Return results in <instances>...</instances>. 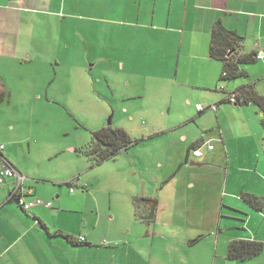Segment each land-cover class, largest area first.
Listing matches in <instances>:
<instances>
[{"label": "crops", "instance_id": "1", "mask_svg": "<svg viewBox=\"0 0 264 264\" xmlns=\"http://www.w3.org/2000/svg\"><path fill=\"white\" fill-rule=\"evenodd\" d=\"M21 1L35 3L36 9L33 10H41L50 8L52 0ZM92 1L94 3L87 4L85 12L99 11L104 16H88L89 20L103 23L99 27L98 51H93L87 57L88 61L92 60L88 70L91 71L100 62L111 67L104 68L108 88L97 91V94L100 102L114 109V113L120 112L113 127L124 129L135 140L147 141L167 136L169 150L173 147L175 152L166 168L165 162L158 158L160 153L154 151L150 152L151 157L147 154V161L137 159L141 149L130 151L135 145L125 152L126 158L116 160L119 168L117 175L121 176L124 191L113 194L117 196L121 193L119 199L128 208V221H133V216L142 224L134 242L138 243L144 226H147L145 235L150 238L147 239V256L138 249L139 245L135 244L129 250L128 242L123 244L116 238L115 245L120 246H113L114 252L125 254L121 255V264H129L130 258L131 264H156V236L165 240L166 233L176 237L179 231L186 235L187 241H190L187 248L194 247L192 252L195 255L194 261H190L185 258L188 257L185 251L179 262L171 256L177 264H264V247L260 253L247 259L227 258L228 245L233 240L264 243V146L263 150L250 147L243 153L239 149L237 154L236 151L231 152L226 138V130L231 123L241 118L257 135L260 113L255 105L254 109L245 106H250V103L238 105L225 102L228 94L243 85H252L257 93L264 95V91L257 88L258 82L264 78V60L242 66L246 74L224 79V63L212 58L209 51L213 26L220 22L242 38L240 54L258 50L264 52V0ZM25 55L19 57L18 61H26ZM84 69L87 70L86 67ZM0 78V90L3 91L5 74H0ZM52 81L54 84L55 79ZM91 85L92 79H89L90 88ZM197 105L205 106L199 110ZM187 106L197 113L190 114L185 109ZM155 107L161 109L157 113L163 119L170 113L171 107H181L182 110L171 119L166 117L164 121L158 118L141 127L139 116H149ZM224 112L229 116L228 121L222 117ZM199 118L206 124L205 128L199 126L198 129L202 132L203 129L212 130L216 134L217 146L209 143L214 138L205 141L199 136L190 137L183 131ZM18 125V122L11 124L6 132L0 134L4 144L3 153L26 176L24 186L31 191L28 198L50 201L52 206L35 205L31 207L32 213L31 209L25 212L14 200H10L13 181L0 178V264H79L78 261L55 257L57 243H62L66 249L71 246L80 254L87 250L88 254H95L98 261L94 264H105L103 257L109 251L102 248L108 243H101L102 239L110 240L107 233L112 231L107 230L102 213L98 212L96 220L89 227L85 226L84 234L79 231L78 236H72L73 232L61 226L58 219L73 215L81 217L84 223V211L81 210L84 195L94 200L95 204H103L107 199H102L101 195L113 191L116 183L106 180V176L95 169L102 162L92 164L85 155L76 153L77 147L67 142L45 145V159L54 161V168H43V159H39L37 165H32L29 156L24 163L18 158L17 149L25 139L34 136L31 134L30 137L17 139L19 142L15 140ZM35 139L36 146H39L40 140ZM230 141L233 143L232 139ZM207 144L212 145V149H208ZM199 145H204L203 149L208 152L204 154L203 151L201 157H195L190 149ZM28 150L31 151V145ZM190 161L200 163L205 168L209 188L212 180L219 179L223 190L212 193L208 187L204 188L201 179L204 176L201 175L189 180L187 176L178 179L183 171L192 170L189 168L194 165H190ZM68 181H72L68 186L69 192L74 195L66 201L59 193L60 185ZM251 197H256L257 206L247 200ZM172 204H179L178 217H175ZM106 205H110V202L107 201ZM41 208L49 213V220L43 218ZM93 209L92 213H97L98 210ZM38 224L46 233L37 227ZM116 230H120L119 225ZM171 246L172 250L178 249L177 244ZM26 252H30V257ZM8 257L11 261L6 260ZM163 261L170 263V256V262ZM160 262L157 260V264Z\"/></svg>", "mask_w": 264, "mask_h": 264}, {"label": "rangeland", "instance_id": "2", "mask_svg": "<svg viewBox=\"0 0 264 264\" xmlns=\"http://www.w3.org/2000/svg\"><path fill=\"white\" fill-rule=\"evenodd\" d=\"M93 3L94 1L92 0H52L50 8L33 10V8L36 9L35 3L21 0H0V74H5L6 76L4 83L6 97L4 101L0 102V134L4 131L6 132V129L10 128L11 124L18 122L19 125L16 126L17 129L15 130V140L30 137L31 134L40 140V145L36 146L34 137L28 140L25 139L20 149H17V156L24 163H26V158L29 156V163L32 165H37L38 160L43 159V168H54V161H46L45 159L46 144L67 142L77 147L76 153H79L80 148H85L92 141L93 131L107 125L113 126V123L118 120L120 112L114 113V109L100 102L97 94V91L108 88V82L104 78V68L111 67H107L104 62H100V64L93 66L91 71L88 70V65L92 60L88 61L87 57L91 56L93 51H98L99 27L103 25L100 20H89L88 16H104V13L99 11L85 12L87 4L91 5ZM24 54L27 55V57H25L26 55L24 56L26 61H18V58ZM111 78L109 82H111ZM53 79H55L54 84ZM89 79H92L91 88L89 87ZM93 80L95 82L94 88ZM113 82L115 83L116 80H113ZM257 88L264 91V78L258 82ZM253 105V103H250V106H245L249 107V109H254ZM158 109L160 108H153L152 113L147 117L139 116L138 122L140 126H144L145 123H152L151 120L163 119L157 113ZM185 109L190 114L197 113L189 106ZM180 110H182L181 107H171L170 113L165 116L171 119L174 116H178ZM183 112L186 111L184 110ZM186 113L189 114L188 112ZM166 117L163 119L164 121H166ZM222 117H225L228 121L229 116L226 115V112L222 114ZM260 118L259 114V126L256 129L257 135L253 134L252 129L241 118L236 119L235 123H231L230 128L226 130V138L228 137L229 140L228 147L231 152L236 151L235 153L237 154V149H239L243 153L250 147L263 150L264 126L261 124ZM246 122L248 123V121ZM205 124V122H202V118H199L196 123L189 124L183 131L190 137L199 136V139L205 141L214 138L209 143L217 146L216 134L212 130L203 129L202 132L198 129L199 126L205 128ZM168 139L167 136H160L147 141L139 139L138 143L135 146L133 145L134 148L130 151L137 152L141 149L140 157L137 159H143V161H147L148 157L152 156L150 154L152 151L160 153L158 158L165 162L164 168H166L173 156H175L173 147L169 150ZM231 139L233 143H231ZM30 145L31 151L29 152ZM177 145L180 144L178 143ZM171 146H173V141ZM126 151L121 150L112 158H108L95 166L97 171L106 176V180H113V183H116L112 188L113 191L101 195L102 199H107L110 202V205H106L107 201L103 204H95L94 200L84 195L85 201H83V209H81L84 211V223L81 217H73V215L58 219L61 226H65L69 231L73 232L72 236H78L80 233L84 234L85 226L89 227V224L96 220L98 212L102 213V220L107 224V230L113 233H107L110 240L102 239L101 244L106 245L108 243L102 249L109 251L106 257H103L105 264L122 263L121 255L123 254L124 256L125 254L114 252L115 247L113 246H116V238H119L123 244L128 242L129 250H131V246L139 245L138 249H141L143 255L147 256L146 246L149 245L148 240L150 239L145 235L147 226L141 229V234L137 239L138 243H135L136 232H138L139 227H142V224L133 216H131L133 221H128L126 217L128 208L119 199L121 198V193H118L117 196L115 193L113 194L115 191H124L120 180L121 176L117 175L119 168L116 160L122 159V157L126 158ZM203 151L204 154L208 152L205 148ZM189 169L192 170L183 171L179 174V177L177 176L178 179L187 176L188 178H186L189 180L191 177L201 175L204 176L201 177L204 181L203 187H208L207 178L209 177L204 175L205 168L194 166ZM67 171L69 172L70 170ZM189 171L192 172L190 173ZM193 172H196V174ZM218 180L214 182L212 180L211 188L208 187L212 193L217 192V190H223L222 182ZM66 183L62 186L60 185L61 193H59V196L69 201L74 194L69 192L70 187ZM86 193L84 192V194ZM176 193L177 190H175L174 194ZM171 207L175 217H178L180 213L179 204H172ZM93 208L98 210L97 213H92ZM30 212L32 213L33 210L31 209ZM43 212V218L49 220V213L47 214L45 209H43ZM127 222L130 223L126 224ZM48 223L51 224L50 222ZM118 225L120 230L117 231L116 227ZM37 227L43 233H46L39 224ZM163 231L166 233L165 230ZM185 236L183 231H179L176 237L166 233L165 240L156 236L154 239L156 246L155 263L157 264V260H159L162 261L159 264H177L172 261L171 256L179 262L185 251L188 252L186 253L188 257L185 258L194 261L195 252H192L194 247L187 248L190 241H187ZM52 238L58 237L52 236ZM57 241L59 242L60 240L57 239ZM174 244H177V250H172L171 245ZM119 246L116 247L118 248ZM93 248L97 247L93 246ZM56 250L57 255L55 257L67 259L71 262L78 261L79 264H94L98 261L95 258V254H88L87 250L82 251V254H80L77 249H73L71 246L66 249L62 243H57ZM110 251L113 252L110 253ZM31 252L33 253L32 250ZM26 254L30 257V252H26ZM113 255L114 257L112 258ZM115 256H117L116 259ZM169 256L171 262L169 261ZM6 260L11 261V258L8 257ZM131 262L130 258L129 264ZM13 263L17 264L16 262Z\"/></svg>", "mask_w": 264, "mask_h": 264}, {"label": "trees", "instance_id": "3", "mask_svg": "<svg viewBox=\"0 0 264 264\" xmlns=\"http://www.w3.org/2000/svg\"><path fill=\"white\" fill-rule=\"evenodd\" d=\"M241 41L242 38L238 36L235 31L226 29L220 22L215 23L213 26L209 50L210 56L224 63L222 71V78L224 79L236 78L246 74L244 68L242 69L241 67L254 63L257 60L254 51L240 54ZM1 85L2 82L0 78V86ZM235 92L238 105L253 103L257 107L261 115V123L264 126V95L257 93L252 85L238 87ZM5 97L6 91L0 90V102L3 101ZM225 102L231 103L229 99H225ZM92 138L88 146L79 149V153L90 159L92 164H99L108 158H112L121 150H128L138 143V140L132 139L124 129L110 125L93 131ZM194 148L195 146H192L190 151ZM0 156L6 159L3 151L0 152ZM71 182L72 181H68L66 184L70 185ZM10 200H16L11 195V192ZM247 200L256 206L258 205L256 197L247 198ZM24 211L26 212L27 210ZM263 247L264 243L258 241L243 239L233 240L228 245L227 258L232 260L247 259L260 253Z\"/></svg>", "mask_w": 264, "mask_h": 264}, {"label": "built area", "instance_id": "4", "mask_svg": "<svg viewBox=\"0 0 264 264\" xmlns=\"http://www.w3.org/2000/svg\"><path fill=\"white\" fill-rule=\"evenodd\" d=\"M255 58L257 60H264V52L261 50H258L255 52ZM226 99H229L231 103L237 104V98H236V92L235 90L228 94ZM197 109L203 110L204 107L201 105L196 106ZM203 146L199 145L195 146L194 149L191 150L192 154L195 157H201L203 155ZM208 149H212V145L207 144L206 145ZM4 150V144L0 140V152ZM0 178H6L11 179L13 181L12 183V189H11V195L16 199V203L24 210H30L31 207L35 205H44L45 207L49 208L52 206V203L50 201H45L39 198H31L29 199L28 196L30 195L31 191L27 190L24 186V181L26 180V176L18 171L7 159L0 156ZM86 187V185H83ZM72 190V189H71ZM81 241L84 240L83 237L80 238Z\"/></svg>", "mask_w": 264, "mask_h": 264}, {"label": "water", "instance_id": "5", "mask_svg": "<svg viewBox=\"0 0 264 264\" xmlns=\"http://www.w3.org/2000/svg\"><path fill=\"white\" fill-rule=\"evenodd\" d=\"M190 165L200 166L201 164H200V163H197V162H195V161H190Z\"/></svg>", "mask_w": 264, "mask_h": 264}]
</instances>
